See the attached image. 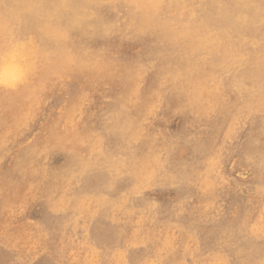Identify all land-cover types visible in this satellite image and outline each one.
<instances>
[{"label": "rangeland", "instance_id": "obj_1", "mask_svg": "<svg viewBox=\"0 0 264 264\" xmlns=\"http://www.w3.org/2000/svg\"><path fill=\"white\" fill-rule=\"evenodd\" d=\"M210 3L223 7L217 11L216 19L227 22L233 29L246 26V21L264 25V0H210ZM203 7L194 0H0L2 50L18 44L34 45L36 49L35 71L30 77L25 76L27 47L20 49L15 71L10 68L6 71L26 79L14 91L17 97L13 104L6 101L0 110H5L0 117V264H264V97L262 102L249 99L250 91L256 90L250 84H258L253 73L257 68L248 65L229 71L228 67L241 58H235L219 44L212 53L207 45L199 43V35L194 31L202 19ZM63 33L68 34L67 41L59 39ZM69 55L74 61L71 64ZM257 61L256 65L264 72V53ZM89 96L93 97L92 102ZM16 108L19 115L14 114L18 116L14 119L11 116ZM222 144L225 154L219 152ZM206 151L208 157L204 156ZM213 173L220 174L221 179Z\"/></svg>", "mask_w": 264, "mask_h": 264}, {"label": "bare ground", "instance_id": "obj_2", "mask_svg": "<svg viewBox=\"0 0 264 264\" xmlns=\"http://www.w3.org/2000/svg\"><path fill=\"white\" fill-rule=\"evenodd\" d=\"M196 3H198V4H203V11L202 12H200L201 14H203L202 15V19L201 20H199L198 22H197V24H196V27H195V31H194V33L195 34H197V35H199V43L200 44H204V45H207L209 48H210V50H211V52L213 53L215 50H216V45L217 44H219V45H221L222 47H224V48H226V49H228L229 51H231L232 53H233V55L235 56V58H241V60L240 61H236V63L233 65V66H231V67H228V70L229 71H234V70H238V69H242V68H246L248 65H252V66H254L255 68H257V69H255V71L253 72L254 73V75H255V80L257 81V83L258 84H256V83H253V84H250L251 86L252 85H255L254 86V88L256 89V90H252V91H250V95H251V97L252 98H249V99H251L252 101L254 100V101H256V102H262V100H263V97H264V72H262V68H261V66H257L256 64H258L259 63V61H257L258 59H259V56H260V54H262V53H264V25H259V24H255V23H252V22H249V21H246L245 23L247 24L246 26H243V27H240V28H238V29H233V28H231L230 27V25L227 23V22H225V21H218L217 19H216V14H217V11L219 10V9H221V8H223L222 6H220V5H218V6H215V5H213L212 3H210V0H194ZM121 5V4H120ZM112 7V6H111ZM110 7V8H111ZM113 8V7H112ZM123 8V7H122ZM164 8V7H163ZM123 10V9H122ZM130 11V10H129ZM118 12V11H117ZM126 12V11H125ZM113 14H115V13H113ZM116 15H117V13H116ZM106 16V15H105ZM119 16H121V15H119ZM124 16V15H123ZM128 16V15H127ZM108 17H110V16H108ZM245 17H246V19H247V15H245ZM264 17V16H263ZM108 19V18H107ZM114 19V18H113ZM116 20V19H115ZM114 20V21H115ZM118 20V19H117ZM135 20H137V19H135ZM138 20H139V18H138ZM137 20V21H138ZM107 21V20H106ZM119 21V20H118ZM111 22V21H110ZM122 22V21H121ZM157 22V21H156ZM125 23V22H124ZM136 23V22H135ZM134 23V24H135ZM139 23V22H138ZM111 26V25H110ZM116 26V25H115ZM158 26H160V25H158ZM112 27V26H111ZM110 27V28H111ZM117 27V26H116ZM123 27H125V25H123ZM120 28V27H119ZM125 29H126V27H125ZM134 29V28H133ZM132 29V30H133ZM31 30V29H30ZM87 30V29H86ZM93 30V29H92ZM103 30V29H102ZM101 30V31H102ZM94 31V30H93ZM92 31V32H93ZM99 31V30H98ZM121 31H122V29H121ZM150 31V30H149ZM77 32V31H76ZM87 32V31H86ZM90 32V31H89ZM112 32V31H111ZM132 31H130V33H131ZM189 32H191V31H189ZM81 33H83V32H81ZM96 33H97V31H96ZM96 33H94V35L96 34ZM125 33V32H124ZM128 33V32H127ZM158 33V32H157ZM161 33V32H160ZM77 34V33H76ZM118 35V34H117ZM117 35H115V36H117ZM146 35V34H145ZM96 36V35H95ZM110 36H111V33H110ZM115 36H113V37H115ZM156 36V35H155ZM83 37H85V36H83ZM130 37V36H129ZM150 37V36H149ZM119 38V37H118ZM125 38V37H124ZM87 39V38H86ZM94 39V38H93ZM123 39V38H122ZM121 39V40H122ZM129 39H131V38H129ZM99 40V39H98ZM101 40V39H100ZM111 40H112V38H111ZM110 40V41H111ZM157 40V39H156ZM75 41H76V39H75ZM89 41V40H88ZM103 41V40H102ZM109 41V42H110ZM119 41V40H118ZM122 41H125V40H122ZM166 41V40H165ZM164 41V42H165ZM8 42H9V40H8ZM74 42V41H73ZM79 42V41H78ZM101 42V41H100ZM125 42H127V41H125ZM129 42V41H128ZM137 42V41H136ZM91 43V42H90ZM90 43H89V45H90ZM106 43V42H105ZM104 43V44H105ZM111 43V42H110ZM109 43V44H110ZM119 43V42H118ZM117 43V44H118ZM246 43H247V45H246ZM1 44H3V43H1ZM84 44V43H83ZM93 44V43H92ZM91 44V45H92ZM100 44V43H99ZM98 44V45H99ZM124 44V43H123ZM155 44V43H154ZM74 45V44H73ZM76 45V44H75ZM82 45V44H81ZM80 45V46H81ZM88 45V46H89ZM103 45V44H102ZM112 45V44H111ZM110 45V46H111ZM115 45V44H114ZM127 45V44H126ZM153 45V44H152ZM157 45V44H156ZM67 46H68V44H67ZM87 46V45H86ZM94 45H92L91 47H93ZM96 46V45H95ZM138 46H140L139 44H138ZM73 47V46H72ZM75 47V46H74ZM100 46H98V48H99ZM126 47V46H125ZM141 47H143V45L141 46ZM158 47V46H157ZM78 48V47H77ZM101 48H102V46H101ZM104 48V47H103ZM102 48V49H103ZM165 48V47H164ZM54 49V48H53ZM76 49V48H75ZM96 49V48H95ZM105 49V48H104ZM130 49V48H129ZM146 49V48H145ZM167 49V48H166ZM74 50V49H73ZM100 50V49H99ZM108 50H109V48H108ZM107 50V51H108ZM141 50V49H140ZM139 50V51H140ZM0 51H2V47L0 46ZM79 51H81V50H79ZM98 51V50H97ZM102 51H104V50H102ZM118 51V50H117ZM120 51H121V49H120ZM143 51V50H142ZM155 51V50H154ZM160 51V50H159ZM72 52V51H71ZM76 52H77V50H76ZM99 52V51H98ZM110 52V51H109ZM81 53V52H80ZM89 54V53H88ZM94 54V53H93ZM106 54V53H105ZM108 54V53H107ZM118 54V53H117ZM134 54H136V53H134ZM147 54V53H146ZM145 54V55H146ZM153 54H154V52H153ZM81 55V54H80ZM100 55V54H99ZM109 55V54H108ZM139 55V54H138ZM137 55V56H138ZM149 55V54H148ZM152 55V54H151ZM209 55L210 56H212L210 53H209ZM90 56V55H89ZM102 56V55H101ZM109 56H111V55H109ZM170 56V55H169ZM114 57H116V56H114ZM114 57H113V59H114ZM40 58V57H39ZM105 58V57H104ZM137 58V57H136ZM135 58V59H136ZM146 58V57H145ZM152 58V57H151ZM150 58V59H151ZM164 58V57H163ZM45 59V58H44ZM52 59H53V57H52ZM112 59V60H113ZM117 59V58H116ZM81 60V59H80ZM139 60H141V58L139 59ZM160 60V59H159ZM254 60H256V61H254ZM82 61V60H81ZM85 61V60H84ZM102 61V60H101ZM105 61H107L106 59H105ZM110 61V60H109ZM119 61V60H118ZM148 61H150V60H148ZM154 61V60H153ZM167 61V60H166ZM79 62V61H78ZM122 62V61H121ZM137 63H138V61H136ZM157 62V61H156ZM37 63V62H36ZM109 63V62H108ZM119 64H120V61L118 62ZM134 63V62H133ZM142 63H144V62H142ZM154 63V62H153ZM165 63V62H164ZM168 63V62H167ZM166 63V64H167ZM117 64V63H116ZM146 64V63H145ZM150 64V63H149ZM148 64V66H150ZM161 64H162V61H161ZM169 64V63H168ZM17 65H18V58H16V59H14V60H12V61H10V62H7V63H5V62H3V60H0V110H2L3 108H4V106H6V101H9V104L8 105H10V103H11V105L13 104V100H15L16 99V97L17 96H15V95H13L14 94V91L18 88V86L19 85H22L23 84V82L25 81V79H26V77H24V78H16V74H11V73H9V74H7V69L8 68H10V71H15V68L17 67ZM124 65V64H123ZM129 65V64H128ZM131 65H133V64H131ZM147 65V64H146ZM153 65V64H152ZM163 65V64H162ZM162 65H161V67H162ZM40 66V65H39ZM114 66V65H113ZM120 66V65H119ZM126 66H127V64H126ZM166 66V65H165ZM171 66V65H170ZM41 67V66H40ZM118 67V66H117ZM123 67V66H122ZM134 67V66H133ZM132 67V68H133ZM144 67V66H143ZM249 67V66H248ZM113 68V67H112ZM127 68V67H126ZM154 68V67H153ZM157 68V67H156ZM119 69V68H118ZM163 69V68H162ZM174 69V68H173ZM172 69V70H173ZM126 69H124V71H125ZM131 70V69H130ZM149 70V69H148ZM165 70V69H164ZM164 70H162V71H164ZM118 71V70H117ZM142 71V70H141ZM146 71V70H145ZM170 71V70H169ZM140 72V71H139ZM158 72V71H157ZM174 72V71H173ZM103 73V72H102ZM121 73V72H120ZM125 73H126V71H125ZM124 73V74H125ZM133 73V72H132ZM143 73V72H142ZM146 73H147V71H146ZM105 74V73H104ZM116 74H118V73H116ZM115 74V75H116ZM122 74H123V72H122ZM157 74H159V72L157 73ZM182 74V73H181ZM180 74V75H181ZM73 74H71V75H69V76H72ZM76 75H77V73H76ZM84 75V74H83ZM112 75V74H111ZM90 75H88V77H89ZM118 76L120 77V75L118 74ZM123 76V75H122ZM196 76V75H195ZM73 77H75L74 75H73ZM143 77V76H142ZM156 77V76H155ZM171 77H173V75L171 76ZM82 78H84V77H82ZM141 78V77H140ZM71 79V78H70ZM85 79V78H84ZM88 79H90V78H88ZM113 79H115V78H113ZM160 79V78H159ZM158 79V80H159ZM172 79V78H171ZM54 80V79H53ZM74 80V79H73ZM123 80H124V78H123ZM143 80V79H142ZM157 80V81H158ZM91 81V80H90ZM119 81H121V80H119ZM139 81V80H138ZM150 81V80H149ZM177 81V80H176ZM75 82V81H74ZM79 82H80V80H79ZM84 82V81H83ZM87 82H88V80H87ZM92 82V81H91ZM99 82V81H98ZM169 82V81H168ZM208 82V81H207ZM106 83V82H105ZM109 83H111V82H109ZM121 84V82H118V84ZM150 83V82H149ZM50 84V83H49ZM53 84V83H52ZM55 84V83H54ZM88 84V83H87ZM100 84V83H99ZM139 84V83H138ZM142 84V83H141ZM173 84V83H172ZM101 85V84H100ZM99 85V86H100ZM109 85V84H108ZM107 85V86H108ZM137 85V84H136ZM221 85V84H220ZM80 86H82V85H80ZM87 86V85H86ZM85 86V87H86ZM89 86H91L90 84H89ZM94 86V85H93ZM95 86H97V85H95ZM151 86V85H150ZM110 87V86H109ZM108 87V88H109ZM141 87V86H140ZM168 87V86H167ZM166 87V88H167ZM107 88V87H106ZM111 88V87H110ZM148 88V87H147ZM185 88V87H184ZM90 89V88H89ZM123 89H124V86H123ZM150 89V88H149ZM149 89H147V90H149ZM82 90V89H81ZM126 90V89H125ZM124 90V91H125ZM156 90V89H155ZM169 90V89H168ZM227 90V89H226ZM78 91V90H77ZM91 91V90H90ZM136 91V90H135ZM163 91V90H162ZM172 91V90H171ZM195 91L196 92H198L199 90H198V88H196L195 89ZM40 92V91H39ZM65 92V91H64ZM85 92V91H84ZM112 92V91H111ZM148 92V91H147ZM165 92V91H164ZM179 92V91H178ZM224 93H225V91H223ZM227 92V91H226ZM228 92H229V90H228ZM227 92V93H228ZM234 92V91H233ZM82 93V92H81ZM80 93V94H81ZM120 93V92H119ZM141 93V92H140ZM181 93V92H180ZM237 93V92H236ZM45 95H46V93H44ZM43 94V95H44ZM63 94V93H62ZM85 94V93H84ZM106 94H108V93H106ZM136 94V93H135ZM182 94V93H181ZM212 94V93H211ZM44 95V96H45ZM51 95V94H50ZM61 95V94H60ZM136 95H138V94H136ZM203 95H204V93H203ZM49 96V95H48ZM52 96V95H51ZM50 96V97H51ZM105 96V95H104ZM141 96V95H140ZM159 96H160V94H159ZM165 96V95H164ZM226 96V95H225ZM102 97V96H101ZM168 97V96H167ZM167 97L165 98V99H167ZM218 97V96H217ZM220 97V96H219ZM219 97H218V99H219ZM230 97H231V95H230ZM44 98V97H43ZM89 98H90V96H89ZM91 98H93V97H91ZM91 98H90V100H91ZM141 98V97H140ZM140 98H139V100H140ZM154 98V97H153ZM160 98H162V97H160ZM174 98V97H173ZM216 98V97H215ZM239 98H241V97H239ZM48 99V98H47ZM84 99H85V97H84ZM136 99V98H135ZM181 99V98H180ZM183 99V98H182ZM210 99H211V96H210ZM234 99H236V98H234ZM53 100V99H52ZM66 100V99H65ZM77 99H75V101H76ZM81 100V99H80ZM83 100V99H82ZM117 100V99H116ZM154 100H155V98H154ZM213 100V99H212ZM217 100V99H216ZM250 100V101H251ZM48 101V100H47ZM72 101H74V100H72ZM85 101V100H84ZM89 101V100H88ZM101 101V100H100ZM107 101V100H106ZM115 101V100H114ZM161 101V100H160ZM181 101V100H180ZM185 101V100H184ZM215 101V100H214ZM230 101H232V100H230ZM234 101V100H233ZM249 101V100H248ZM249 101V102H250ZM91 102H92V100H91ZM141 102H142V100H141ZM159 102V101H158ZM241 102V101H240ZM49 103V102H48ZM83 103V102H82ZM99 103V102H98ZM119 103H121V102H119ZM132 103V102H131ZM163 103V102H162ZM212 103V102H211ZM219 103V102H218ZM251 103V102H250ZM67 104H69V102L67 103ZM72 104V103H71ZM70 104V105H71ZM111 104L112 103H110V107H111ZM118 104V103H117ZM156 104V103H155ZM227 104V103H226ZM54 105V104H53ZM76 105V104H75ZM168 105H169V103H168ZM167 105V106H168ZM206 105V104H205ZM233 105V104H232ZM40 106H42V104L40 105ZM132 106V105H131ZM159 106V105H158ZM166 106V107H167ZM176 106V105H175ZM180 106V105H179ZM221 106V105H220ZM234 106V105H233ZM46 107V106H45ZM57 107V106H56ZM66 107V106H65ZM68 107H70V106H68ZM87 107V106H86ZM106 107V106H105ZM141 107V106H140ZM162 107V106H161ZM223 107V106H222ZM245 107V106H244ZM12 106H11V110H12ZM74 108V107H73ZM78 108V107H77ZM108 108V107H107ZM106 108V109H107ZM129 108H131V107H129ZM165 108V107H164ZM217 108V107H216ZM40 109V108H39ZM62 109H63V105H62ZM97 109V108H96ZM169 109V108H168ZM174 109V108H173ZM182 109V107L180 108V110ZM230 109V108H229ZM234 109V108H233ZM243 109V108H242ZM10 110V111H11ZM65 110H66V108H65ZM111 110V109H110ZM121 110V109H120ZM164 110H166V109H164ZM185 110V109H184ZM187 110V109H186ZM220 110H221V108H220ZM4 111L5 110H3L2 112H0V117H2V115L4 114ZM55 111V110H54ZM68 111V110H67ZM66 111V112H67ZM73 111V110H72ZM79 111V110H78ZM88 111V110H87ZM134 111V110H133ZM167 111V110H166ZM179 111V110H178ZM253 111V110H252ZM39 112V111H38ZM38 112H37V114H38ZM56 112V111H55ZM84 112V111H83ZM108 112V111H107ZM121 112V111H120ZM156 112H157V110H156ZM162 112V111H161ZM177 112V111H176ZM182 112V111H181ZM184 112V111H183ZM187 112V111H186ZM185 112V113H186ZM193 112V111H192ZM231 112H232V110H231ZM240 112V111H239ZM97 113V112H96ZM99 113V112H98ZM104 113V112H103ZM132 113V112H131ZM158 113V112H157ZM5 114H6V112H5ZM14 114L15 115H19V113H18V109L16 108L13 112H12V115L13 116H11L12 118H14V119H17V117L18 116H14ZM32 114V113H31ZM53 114V113H52ZM66 114V113H65ZM78 114V113H77ZM173 114V113H172ZM254 114V113H253ZM252 114V115H253ZM186 115V114H185ZM237 115H239V114H237ZM98 116V115H97ZM148 116V115H147ZM162 116V115H161ZM211 116V115H210ZM228 116V115H227ZM244 116H245V114H244ZM39 117V116H38ZM154 117V116H153ZM218 117V116H217ZM228 117H230V116H228ZM238 117V116H237ZM258 117V116H257ZM55 118H57V117H55ZM54 118V119H55ZM66 118V117H65ZM150 117H148V119H149ZM156 118V117H155ZM163 118V117H162ZM207 119H208V117H206ZM219 118V117H218ZM217 118V119H218ZM3 119V118H2ZM39 119V118H38ZM161 119V118H160ZM189 119V118H188ZM187 119V120H188ZM197 119V118H196ZM205 119V118H204ZM229 119V118H228ZM244 119V118H243ZM152 120V119H151ZM199 120V119H198ZM240 120V119H239ZM246 119H244V121H245ZM249 120V119H248ZM31 121V120H30ZM62 121V120H61ZM101 121V120H100ZM146 121V120H145ZM154 121V120H153ZM163 121H165V120H163ZM218 121V120H217ZM237 121V120H236ZM241 121H242V119H241ZM243 121V122H244ZM32 122V121H31ZM54 122V121H53ZM93 122V121H92ZM111 122V121H110ZM177 122V121H176ZM189 122V121H188ZM193 122V121H192ZM214 122V121H213ZM256 122V121H255ZM260 122V121H259ZM38 123V122H37ZM75 123V122H74ZM95 123V122H94ZM106 123V122H105ZM147 123V122H146ZM159 123V122H158ZM210 123V122H209ZM208 123V124H209ZM225 123H227V122H225ZM76 124V123H75ZM81 124V123H80ZM101 124V123H100ZM145 124V123H144ZM201 124H202V122H201ZM249 124V123H248ZM52 125V124H51ZM142 125V124H141ZM152 125V124H151ZM154 125V124H153ZM183 125V124H182ZM222 125V124H221ZM227 125V124H226ZM239 125V124H238ZM258 125V124H257ZM27 126V125H26ZM29 126V125H28ZM38 126V125H37ZM69 126V125H68ZM71 126V125H70ZM94 126H96V125H94ZM99 126V125H98ZM107 126V125H106ZM110 126V125H109ZM143 126V125H142ZM156 126V125H155ZM187 126V125H186ZM185 126V127H186ZM190 126V125H189ZM213 126V125H212ZM236 126V125H235ZM261 126V125H260ZM33 127V126H32ZM45 127V126H44ZM48 127V126H47ZM78 127V126H77ZM84 127V126H83ZM89 127V126H88ZM108 127V126H107ZM208 127H210V126H208ZM232 127H233V125H232ZM240 127V126H239ZM26 128V127H25ZM40 128H43L42 126L40 127ZM49 128V127H48ZM153 128V127H152ZM192 128V127H191ZM218 129L220 128V127H217ZM224 128V127H223ZM247 128V127H246ZM249 128H250V126H249ZM264 128V127H263ZM66 129H68V128H66ZM72 129V128H71ZM102 129V128H101ZM147 129V128H146ZM168 129V128H167ZM194 129V128H193ZM195 129H196V127H195ZM199 129V128H198ZM201 129H203V128H201ZM207 129V128H206ZM205 129V130H206ZM211 129V128H210ZM233 129V128H232ZM36 130V129H35ZM43 130H45V129H43ZM50 130V129H49ZM62 130V129H61ZM79 130V129H78ZM81 130V129H80ZM172 130V129H171ZM183 130V129H182ZM181 130V131H182ZM186 130V129H185ZM188 130V129H187ZM190 130V129H189ZM200 130V129H199ZM212 130H213V128H212ZM230 130V129H229ZM228 130V131H229ZM235 130V129H234ZM233 130V131H234ZM244 130V129H243ZM20 131V130H19ZM31 131V130H30ZM46 131V130H45ZM85 131V130H84ZM97 131V130H96ZM144 131V130H143ZM152 132H153V130H151ZM150 131V132H151ZM184 131V130H183ZM202 131V130H201ZM247 131V130H246ZM42 132V131H41ZM55 132V131H54ZM62 132V131H61ZM105 132V131H104ZM116 132V131H115ZM165 132H166V130H165ZM173 132V131H172ZM175 132H178V131H175ZM191 132V131H190ZM193 132H196V131H193ZM205 132V131H204ZM28 133V132H27ZM43 133V132H42ZM48 133V132H47ZM46 133V134H47ZM56 133V132H55ZM58 133V132H57ZM60 133V132H59ZM16 134H17V132H16ZM44 134V133H43ZM81 134V133H80ZM102 134V133H101ZM106 134V133H105ZM143 134V133H142ZM155 134H157V133H155ZM158 134H160V133H158ZM188 134V133H187ZM192 134V133H191ZM195 134V133H194ZM206 134V133H205ZM111 135V134H110ZM172 135V134H171ZM235 135V134H234ZM252 135V134H251ZM261 135V134H260ZM17 136H19V135H17ZM16 136V137H17ZM159 136V135H158ZM163 136V135H162ZM188 136V135H187ZM210 136V135H209ZM215 136V135H214ZM218 136V135H217ZM245 136V135H244ZM8 137V136H7ZM25 137V136H24ZM38 137V136H37ZM50 137V136H49ZM70 137V136H69ZM100 137V136H99ZM171 137H173V136H171ZM212 137V136H211ZM235 137V136H234ZM256 137V136H255ZM257 137H258V135H257ZM256 137V138H257ZM52 138V137H51ZM96 138V137H95ZM108 138V137H107ZM111 138V137H110ZM127 138V137H126ZM147 138V137H146ZM164 138V137H163ZM168 138H169V135H168ZM174 138V137H173ZM197 138V137H196ZM17 139V138H16ZM47 139H48V137H47ZM105 139H106V137H105ZM116 139V138H115ZM141 139H142V137H141ZM153 139V138H152ZM157 139V138H156ZM186 139V138H185ZM189 139V138H188ZM197 139H199V138H197ZM235 139V138H234ZM259 139H261V138H259ZM10 140H12V139H10ZM46 140V139H45ZM44 140V141H45ZM52 140H53V138H52ZM182 140H184L183 138H182ZM203 140H204V137H203ZM215 140V139H214ZM255 140H257V139H255ZM254 140V141H255ZM35 141V140H34ZM84 141V140H83ZM177 141V140H176ZM199 141V140H198ZM242 141V140H241ZM13 142V141H12ZM19 142V141H18ZM51 142V141H50ZM110 142V141H109ZM112 142V141H111ZM139 142V141H138ZM145 142V141H144ZM243 142V141H242ZM53 143V142H52ZM55 143V142H54ZM96 143V142H95ZM143 143V142H142ZM167 143V142H166ZM177 143V142H176ZM185 143V142H184ZM198 143V142H197ZM201 143V142H200ZM244 143V142H243ZM261 143V142H260ZM259 143V144H260ZM30 144V143H29ZM41 144V143H40ZM49 144H51V143H49ZM168 144V143H167ZM179 144V143H178ZM177 144V145H178ZM250 144V143H249ZM254 144H255V142H254ZM258 144V143H257ZM15 145V144H14ZM13 145V146H14ZM34 145H36V142H35V144ZM34 145H33V147H34ZM88 145V144H87ZM138 145V144H137ZM168 145H170V143L168 144ZM180 145V144H179ZM200 145V144H199ZM202 145V144H201ZM204 145V144H203ZM202 145V146H203ZM38 146V145H37ZM40 146V145H39ZM148 146H150V145H148ZM181 146V145H180ZM191 146V145H190ZM197 146H198V144H197ZM237 146V145H236ZM239 146V145H238ZM244 146V145H243ZM242 146V147H243ZM27 147V146H26ZM41 147V146H40ZM112 147V146H111ZM175 147V146H174ZM178 147V146H177ZM219 147V146H218ZM246 147V146H245ZM255 147V146H254ZM12 148V147H11ZM116 148V147H115ZM164 148V147H163ZM162 148V151L164 150ZM171 148H173V147H171ZM189 148V147H188ZM212 147L210 146V148L209 149H211ZM248 148V147H247ZM8 149H10V148H8ZM43 149H44V147H43ZM48 149V148H47ZM85 149V148H84ZM160 149V148H159ZM239 149V148H238ZM253 149V148H252ZM256 149V148H255ZM263 149V148H262ZM12 150V149H11ZM215 150V149H214ZM218 150V149H217ZM237 150V149H236ZM242 150V149H241ZM240 150V151H241ZM244 150V149H243ZM84 151H86V150H83V152ZM152 150H150V152H151ZM170 151V150H169ZM175 151V150H174ZM173 151V152H174ZM216 151V150H215ZM224 151H225V146H224V144H222L221 145V148H220V150H219V152H223L224 153ZM234 151V150H233ZM245 151V150H244ZM243 151V152H244ZM252 151V150H251ZM257 151H258V149H257ZM21 151H19V153H20ZM26 152V151H25ZM24 152V153H25ZM54 152H55V150H54ZM114 152V151H113ZM133 152V151H132ZM156 152V151H155ZM164 152V151H163ZM162 152V153H163ZM177 152H178V150H177ZM188 152V151H187ZM217 152V151H216ZM23 153V152H22ZM35 153V152H34ZM49 153H50V151H49ZM144 153V152H143ZM152 153V152H151ZM161 153V152H160ZM175 153V152H174ZM180 153V152H179ZM184 153V152H183ZM197 153H199V152H197ZM212 153V152H211ZM215 153V152H214ZM1 154V153H0ZM13 154H14V152H13ZM21 154V153H20ZM55 154V153H54ZM137 154V153H136ZM145 154H147V153H145ZM178 154V153H177ZM181 154V153H180ZM225 154V153H224ZM233 154V153H232ZM50 155H52V153L50 154ZM50 155H48V156H50ZM58 155V154H57ZM130 155V154H129ZM167 155V154H166ZM176 155V154H175ZM179 155V154H178ZM177 155V156H178ZM210 154H209V152H204V156L205 157H208ZM250 155V154H249ZM3 156V155H2ZM16 156H18V155H16ZM44 156V155H43ZM53 156V155H52ZM122 156H124V155H122ZM137 156V155H136ZM143 156V155H142ZM151 156V155H150ZM7 157V156H6ZM15 157V156H14ZM13 157V158H14ZM23 157V156H22ZM116 157V156H115ZM143 157H145V156H143ZM218 157V156H217ZM239 157V156H238ZM244 157V156H243ZM253 157V156H252ZM32 158H34V157H32ZM42 158V157H41ZM157 158H158V156H157ZM184 158V157H183ZM219 159L221 158V157H218ZM230 158V157H229ZM228 158V159H229ZM251 158V157H250ZM6 159V158H5ZM44 159V158H43ZM187 159V158H186ZM238 159V158H237ZM241 159V158H240ZM245 159H247V158H245ZM244 159V160H245ZM13 160V159H12ZM34 160V159H33ZM50 160V159H49ZM163 160V159H162ZM173 160V159H172ZM178 160V159H177ZM181 160V159H180ZM195 160V159H194ZM248 160V159H247ZM254 160V159H253ZM4 161V160H3ZM61 161H62V159H61ZM187 161V160H186ZM218 161V160H217ZM262 161V160H261ZM33 162V161H32ZM40 162V161H39ZM46 162V161H45ZM200 162V161H199ZM216 161H214L213 163H215ZM237 162V161H236ZM241 162H243V161H241ZM248 162V161H247ZM12 163V162H11ZM43 163V162H42ZM63 163V162H62ZM152 163H153V161H152ZM168 163V162H167ZM187 163V162H186ZM189 163V162H188ZM202 163V162H201ZM37 164H39V163H37ZM156 164V163H155ZM243 164V163H242ZM250 164V163H249ZM150 165V164H149ZM160 165V164H159ZM188 165V164H187ZM230 165V164H229ZM253 165H255V164H253ZM252 165V166H253ZM32 166H33V163H32ZM36 166V165H35ZM43 166V165H42ZM51 166V165H50ZM60 166V165H59ZM58 166V167H59ZM75 166H77V164L75 165ZM204 166H206V165H204ZM217 166V165H216ZM234 166V165H233ZM244 166H246V165H244ZM34 167V166H33ZM46 166H44L43 168H45ZM48 167V166H47ZM161 167V166H160ZM184 167V166H183ZM215 167V166H214ZM247 167V166H246ZM5 168H6V166H5ZM35 168V167H34ZM33 168V169H34ZM39 168V167H38ZM57 168V167H56ZM151 168V167H150ZM169 168V167H168ZM188 168H190L189 166H188ZM200 168V167H199ZM213 168V167H212ZM242 168H244V167H242ZM251 168V167H250ZM0 169H1V167H0ZM3 169V168H2ZM31 169V168H30ZM32 169V170H33ZM48 169V168H47ZM232 169V168H231ZM234 169V168H233ZM236 169V168H235ZM238 169V168H237ZM264 169V168H263ZM10 170V169H9ZM8 170V171H9ZM43 170V169H42ZM69 170V169H68ZM161 170V169H160ZM170 170V169H169ZM179 170V169H178ZM192 170V169H191ZM213 170V169H212ZM243 170V169H242ZM2 171V170H1ZM7 171V172H8ZM27 171H28V168H27ZM31 171V170H30ZM34 171V170H33ZM62 171V170H61ZM60 171V172H61ZM172 171V170H171ZM183 171V170H182ZM208 171V170H207ZM216 171V170H215ZM223 171V170H222ZM264 171V170H263ZM2 172H4V171H2ZM6 172V171H5ZM29 172V171H28ZM44 172H45V169H44ZM53 172V171H52ZM161 172V171H160ZM192 172V171H191ZM236 172V171H235ZM260 172V171H259ZM10 173H11V171H10ZM31 173V172H30ZM71 173V172H70ZM94 173V172H93ZM194 173V172H193ZM198 173V172H197ZM210 173H211V171H210ZM262 173V172H261ZM29 174V173H28ZM46 174V173H45ZM48 174H49V172H48ZM159 174V173H158ZM214 174V177H216L218 180H220L221 179V177H220V174H218V173H213ZM1 175V174H0ZM4 175V174H3ZM11 175V174H10ZM34 175V174H33ZM37 175V174H36ZM35 175V176H36ZM44 175V174H43ZM53 175V174H52ZM263 175V174H262ZM51 176V175H50ZM75 176V175H74ZM77 176H80V174L79 175H77ZM86 176V175H85ZM161 176V175H160ZM224 176V175H223ZM2 177V176H1ZM1 177H0V180H1ZM33 177V176H32ZM38 177V176H37ZM36 177V178H37ZM92 177V176H91ZM157 177H158V175H157ZM187 177V176H186ZM188 177H190L189 175H188ZM195 177V176H194ZM232 177V176H231ZM34 178V177H33ZM46 178V177H45ZM89 178V177H88ZM94 178V177H93ZM154 178V177H153ZM235 178V177H234ZM74 179V178H73ZM186 179V178H185ZM210 179V178H209ZM228 179V178H227ZM7 180V179H6ZM47 180V179H46ZM45 180V181H46ZM57 180H60V179H57ZM63 180V179H62ZM66 180V179H65ZM64 180V181H65ZM69 180V179H68ZM89 180V179H88ZM87 180V181H88ZM158 180V179H157ZM187 180V179H186ZM229 180V179H228ZM52 181V180H51ZM92 181V180H91ZM95 181V180H94ZM145 181V180H144ZM167 181V180H166ZM245 181V180H244ZM250 181V180H249ZM5 182V181H4ZM4 182H2V183H4ZM39 182H41V181H39ZM48 182V181H47ZM45 183V185L46 184H48V183ZM78 182V181H77ZM172 182V181H171ZM240 182H242V181H240ZM248 182V181H247ZM1 183V182H0ZM7 183H8V181H7ZM6 183V184H7ZM67 183V182H66ZM72 183V182H71ZM154 183V182H153ZM182 183V182H181ZM184 183V182H183ZM188 183H190L189 181H188ZM256 183V182H255ZM40 184V183H39ZM54 184V183H53ZM64 184V183H63ZM84 184H85V182H84ZM144 184V183H143ZM155 184V183H154ZM153 184V185H154ZM172 184H173V182H172ZM238 184V183H237ZM250 184V183H249ZM259 184V183H258ZM264 184V183H263ZM263 184H262V186H263ZM2 185V184H1ZM0 185V186H1ZM43 185H44V182H43ZM64 185H66V184H64ZM95 185V184H94ZM118 185V184H117ZM121 185V184H120ZM119 185V186H120ZM186 185V184H185ZM188 185V184H187ZM186 185V186H187ZM257 185V184H256ZM9 186V185H8ZM36 186V185H35ZM41 186V185H40ZM84 186H86V185H84ZM119 186H117V187H119ZM128 186V185H127ZM130 186V185H129ZM178 186V185H177ZM216 186V185H215ZM237 186V185H236ZM239 186H242V185H239ZM261 186V185H260ZM260 186H258L259 188H260ZM22 187V186H21ZM68 187V186H67ZM75 187V186H74ZM87 187V186H86ZM89 187H91V186H89ZM107 187V186H106ZM154 187V186H153ZM171 187V186H170ZM194 187H196V186H194ZM243 187V186H242ZM241 187V188H242ZM8 188V187H7ZM10 188H11V186H10ZM32 188V187H31ZM30 188V189H31ZM37 188V187H36ZM62 188H64V186L62 187ZM69 188V187H68ZM99 188V187H98ZM126 188V187H125ZM128 188V187H127ZM173 188V187H172ZM176 188V187H175ZM174 188V189H175ZM178 188V187H177ZM176 188V189H177ZM264 188V187H263ZM72 189V188H71ZM82 189V188H81ZM135 189V188H134ZM140 189V188H139ZM165 189V188H164ZM175 189V190H176ZM3 190H4V187H3ZM12 190V189H11ZM37 190V189H36ZM45 190V189H44ZM43 190V191H44ZM64 190V189H63ZM73 190V189H72ZM74 190H75V188H74ZM114 190H115V188H114ZM118 190V189H117ZM124 190V189H123ZM126 190V189H125ZM138 190V189H137ZM152 190V189H151ZM166 190V189H165ZM191 190V189H190ZM71 191V190H70ZM83 191V190H82ZM88 191V190H87ZM177 191H178V189H177ZM264 191V190H263ZM53 192V191H52ZM58 192V191H57ZM73 192V191H72ZM71 192V193H72ZM98 192V191H97ZM130 192V191H129ZM132 192H134V191H132ZM188 192V191H187ZM197 192H198V190H197ZM215 192V191H214ZM252 192V191H251ZM259 192V191H258ZM1 193H3V191H1ZM28 193V192H27ZM39 193V192H38ZM41 193V192H40ZM65 193V192H64ZM95 193V192H94ZM93 193V194H94ZM128 193V192H127ZM200 193V192H199ZM44 194V193H43ZM57 194V193H56ZM126 194V193H125ZM138 194V193H137ZM156 194V193H155ZM179 194V193H178ZM188 194V193H187ZM187 194H186V196H187ZM192 194V193H191ZM198 194V193H197ZM33 195V194H32ZM39 195V194H38ZM66 195V194H65ZM108 195V194H107ZM113 195V194H112ZM143 195V194H142ZM260 195V194H259ZM2 196H4V195H2ZM57 196V195H56ZM122 196H123V194H122ZM126 197H127V194L125 195ZM185 196V197H186ZM189 196V195H188ZM216 196V195H215ZM256 196V195H255ZM113 197V196H112ZM149 197V196H148ZM147 197V198H148ZM152 197V196H151ZM168 197V196H167ZM177 197V196H176ZM243 197V196H242ZM259 197V196H258ZM26 198V197H25ZM31 198V197H30ZM29 198V200L30 201H32L31 199ZM68 198V197H67ZM124 198V197H123ZM153 198V197H152ZM173 198V197H172ZM190 197H188V199H189ZM211 198V197H210ZM236 198V197H235ZM234 198V199H235ZM64 199V198H63ZM107 199H109V198H107ZM132 199V198H131ZM175 199V198H174ZM263 199V198H262ZM25 200V199H24ZM27 200V199H26ZM88 200V199H87ZM114 200V199H113ZM130 200V199H129ZM187 200V199H186ZM191 200V199H190ZM189 200V201H190ZM39 201H41V200H39ZM51 201H52V199H51ZM73 201H74V199H73ZM115 201V200H114ZM121 201V200H120ZM155 201V200H154ZM239 201V200H238ZM248 201V200H247ZM259 201V200H258ZM17 202V201H16ZM24 202V201H23ZM36 202H37V200H36ZM35 202V203H36ZM68 202H70V201H68ZM161 202V201H160ZM186 202V201H185ZM188 202V201H187ZM199 202V201H198ZM252 202V201H251ZM261 202H262V200H261ZM20 203H21V201H20ZM86 203V202H85ZM183 203V202H182ZM215 203V202H214ZM241 203V202H240ZM26 204V203H25ZM24 204V205H25ZM30 204V203H29ZM37 204V203H36ZM43 204V203H42ZM66 204V203H65ZM73 204V203H72ZM96 204V203H95ZM94 204V205H95ZM117 204H118V202H117ZM120 204V203H119ZM187 204V203H186ZM237 204V203H236ZM246 204V203H245ZM244 204V205H245ZM250 204V203H249ZM253 204V203H252ZM23 205V206H24ZM64 205V204H63ZM88 205H89V203H88ZM93 205V204H92ZM179 205V204H178ZM199 206H200V204H198ZM25 206H28V205H25ZM24 206V207H25ZM39 206V205H38ZM57 206V205H56ZM59 206H60V204H59ZM122 206V205H121ZM161 206V205H160ZM168 206V205H167ZM208 206H210V205H208ZM15 207V206H14ZM44 207V206H43ZM93 207V206H92ZM106 207V206H105ZM63 208V207H62ZM102 208V207H101ZM104 208V207H103ZM209 208V207H208ZM207 208V209H208ZM229 208V207H228ZM17 209V208H16ZM22 209V208H21ZM70 209V208H69ZM100 209V208H99ZM158 209V208H157ZM166 209V208H165ZM203 209V208H202ZM201 209V210H202ZM263 209V208H262ZM27 210V209H26ZM88 210V209H87ZM118 210V209H117ZM212 210V209H211ZM230 210V209H229ZM251 210H252V208H251ZM264 210V209H263ZM21 211H23V210H21ZM47 211V210H46ZM55 211V210H54ZM90 212H91V210H89ZM118 211H120V210H118ZM139 211V210H138ZM152 211V210H151ZM161 211V210H160ZM177 211H178V209H177ZM180 211H181V209H180ZM184 211H186V210H184ZM183 211V212H184ZM206 211V210H205ZM220 212H221V209L219 210ZM253 211V210H252ZM260 211V210H259ZM10 212V211H9ZM14 212V211H13ZM35 212V211H34ZM37 212V211H36ZM40 212H42V211H40ZM45 212V211H44ZM51 212H52V210H51ZM117 212V211H116ZM115 212V213H116ZM120 212H122V211H120ZM135 212V211H134ZM146 212V211H145ZM157 212V211H156ZM163 212V211H162ZM170 212V211H169ZM168 212V213H169ZM191 212H192V210H191ZM261 212V211H260ZM259 212V213H260ZM11 213V212H10ZM38 213V212H37ZM61 213V212H60ZM84 213H86V212H84ZM117 213H119V212H117ZM125 213V212H124ZM124 213H122V214H124ZM147 213V212H146ZM150 213V212H149ZM177 213V212H176ZM200 213H202V212H200ZM199 213V214H200ZM213 213V212H212ZM48 214L50 215V213L48 212ZM52 214V213H51ZM57 214H59V213H57ZM88 214V213H87ZM99 214V213H98ZM103 214V213H102ZM121 214V215H122ZM198 214V213H197ZM37 215V214H36ZM40 215V214H39ZM84 215V214H83ZM107 215V214H106ZM110 215V214H109ZM145 215V214H144ZM177 215V214H176ZM175 215V216H176ZM179 215V214H178ZM182 215V214H181ZM193 215H194V213H193ZM201 215V214H200ZM13 216V215H12ZM25 216V215H24ZM35 216V215H34ZM87 216V215H86ZM96 216V215H95ZM129 216H130V214H129ZM137 216V215H136ZM141 216V215H140ZM153 216V215H152ZM215 216V215H214ZM223 216V215H222ZM261 216V215H260ZM263 216V215H262ZM19 217V216H18ZM81 217V216H80ZM79 217V218H80ZM84 217V216H83ZM90 218H91V215L89 216ZM99 217V216H98ZM114 217V216H113ZM122 217V216H121ZM128 217V216H127ZM143 217V216H142ZM141 217V218H142ZM151 217V216H150ZM189 217V216H188ZM195 217H197V216H195ZM207 217H208V215H207ZM213 217V216H212ZM226 217V216H225ZM11 218V217H10ZM15 218V217H14ZM109 218V217H108ZM117 218V217H116ZM156 218V217H155ZM159 218V217H158ZM183 218V217H182ZM223 218V217H222ZM228 218V217H227ZM242 218H243V216H242ZM32 219V218H31ZM50 219V218H49ZM81 219V218H80ZM112 219V218H111ZM130 219V218H129ZM137 219V218H136ZM151 219V218H150ZM194 219H197V218H194ZM211 219V218H210ZM13 221H14V219H12ZM90 220V219H89ZM110 220V219H109ZM117 220H118V218H117ZM124 220H126V219H124ZM140 220V219H139ZM205 220V219H204ZM222 220V219H221ZM228 220V219H227ZM257 220V219H256ZM50 221V220H49ZM48 221V222H49ZM82 221V220H81ZM86 221V220H85ZM93 221V220H92ZM111 221V220H110ZM131 221V220H130ZM130 221H128L129 223H130ZM135 221V220H134ZM137 221V220H136ZM190 221V220H189ZM195 221H197V220H195ZM219 221V220H218ZM261 221H263V220H261ZM15 222V221H14ZM14 222H13V224H14ZM38 222V221H37ZM66 222V221H65ZM68 222V221H67ZM72 222V221H71ZM107 222V221H106ZM124 222V221H123ZM127 222V221H126ZM132 222V221H131ZM161 222V221H160ZM182 222V221H181ZM191 222V221H190ZM211 222H212V220H211ZM260 222V221H259ZM16 223V222H15ZM58 223H60V222H58ZM69 223V222H68ZM68 223H66V224H68ZM94 223V222H93ZM156 223V222H155ZM198 222H196V224H197ZM215 223V222H214ZM264 223V222H263ZM263 223H260L261 225L263 224ZM37 224V223H36ZM47 224V223H46ZM103 224H104V222H103ZM110 224V223H109ZM171 225H172V223H170ZM169 224V225H170ZM176 224H177V222H176ZM198 224H200V223H198ZM206 224V223H205ZM216 224V223H215ZM219 224V223H218ZM257 224V223H256ZM32 225V224H31ZM34 225V227H35V224H33ZM73 225V224H72ZM87 225V224H86ZM89 225V224H88ZM91 225V224H90ZM98 225V224H97ZM101 225V224H100ZM107 225V224H106ZM121 225V224H120ZM130 225V224H129ZM135 225V224H134ZM162 225H164V224H162ZM168 225V224H167ZM166 225V226H167ZM168 225V226H169ZM180 225V224H179ZM220 225V224H219ZM225 225V224H224ZM17 226V225H16ZM26 226V225H25ZM48 226V225H47ZM66 226V225H65ZM65 226H64V228H65ZM68 226L69 225H67V229H68ZM74 226H77V224L76 225H74ZM83 226V225H82ZM110 226V225H109ZM122 226H123V223H122ZM174 226V225H173ZM183 227H184V225H182ZM190 226V225H189ZM200 226V225H199ZM214 226V225H213ZM223 226V225H222ZM27 227V226H26ZM32 227V226H31ZM30 227V228H31ZM56 227V226H55ZM60 227V226H59ZM70 227V226H69ZM88 227V226H87ZM92 227V226H91ZM164 227V226H163ZM181 227V226H180ZM226 227H227V225H226ZM10 228V227H9ZM13 228V227H12ZM37 228V227H36ZM39 228V227H38ZM53 228V227H52ZM61 228H63V227H61ZM71 228H72V226H71ZM71 228L69 229V230H71ZM77 228V227H76ZM101 228H103L102 226H101ZM135 228V227H134ZM178 228V227H177ZM187 228H188V226H187ZM202 228V227H201ZM14 229V228H13ZM12 229V230H13ZM55 229V228H54ZM60 229V228H59ZM83 229V228H82ZM91 229V228H90ZM89 229V230H90ZM104 229V228H103ZM114 229V228H113ZM112 229V230H113ZM208 229V228H207ZM224 229V228H223ZM263 229V228H262ZM8 230V229H7ZM72 230H73V228H72ZM102 230V229H101ZM101 230H99V231H101ZM111 230V229H110ZM152 230V229H151ZM166 229H164V231H165ZM172 230V229H171ZM181 230V229H180ZM188 230V229H187ZM186 230V231H187ZM197 230V229H196ZM201 230V229H200ZM28 231V230H27ZM40 231H41V229H40ZM47 231V230H46ZM45 231V232H46ZM50 231V230H49ZM61 231V230H60ZM62 231H63V229H62ZM66 231V230H65ZM65 231H64V234H65ZM73 231H76V230H73ZM96 231V230H95ZM116 231V230H115ZM167 231V230H166ZM174 232H175V230H173ZM183 231H185V230H183ZM182 231V232H183ZM190 231V230H189ZM205 231H206V229H205ZM253 231H255V230H253ZM13 232V231H12ZM15 232V231H14ZM13 232V233H14ZM42 232V231H41ZM54 232V231H53ZM92 232V231H91ZM168 232V231H167ZM195 232H197V231H195ZM194 232V233H195ZM204 232V231H203ZM229 232V231H228ZM239 232V231H238ZM243 232V231H242ZM263 231H261L260 232V234L262 233ZM9 233V232H8ZM16 233V232H15ZM29 233V232H28ZM99 233V232H98ZM154 233V232H153ZM181 233V232H180ZM186 233V232H185ZM188 233V232H187ZM191 233V232H190ZM189 233V234H190ZM193 233V234H194ZM201 233V232H200ZM199 233V234H200ZM209 233V232H208ZM225 233V232H224ZM6 234V233H5ZM48 234V233H47ZM51 234V233H50ZM61 234H63V233H61ZM72 234V233H71ZM85 234V233H84ZM100 234V233H99ZM113 234H115V233H113ZM125 234H126V232H125ZM143 234V233H142ZM156 234H158V233H156ZM229 234V233H228ZM239 234H240V232H239ZM243 234H245V233H243ZM28 235V234H27ZM31 235V234H30ZM33 235V234H32ZM60 235V234H59ZM73 235V234H72ZM83 235V234H82ZM94 235V234H93ZM98 235V234H97ZM102 235V234H101ZM127 235V234H126ZM136 235V234H135ZM153 235V234H152ZM161 235V234H160ZM162 235H163V233H162ZM179 235V234H178ZM195 235V234H194ZM193 235V236H194ZM252 235V234H251ZM255 235V234H254ZM264 235V234H263ZM58 236V235H57ZM69 236V235H68ZM89 236H90V234H89ZM119 236V235H118ZM159 236V235H158ZM2 237H4V236H2ZM6 237V236H5ZM4 237V238H5ZM41 237V236H40ZM39 237V238H40ZM45 237V236H44ZM66 237V236H65ZM71 237V236H70ZM81 237V236H80ZM83 237V236H82ZM113 237V236H112ZM152 237V236H151ZM154 237V236H153ZM205 237H207V236H205ZM64 238V237H63ZM74 238V237H73ZM91 238V237H90ZM96 238V237H95ZM111 238V237H110ZM183 238V237H182ZM186 238V237H185ZM190 238V237H189ZM201 238V237H200ZM204 238V237H203ZM246 238V237H245ZM248 238V237H247ZM1 239V238H0ZM9 239H10V237H9ZM42 239H44V238H42ZM59 239H60V237H59ZM66 239V238H65ZM64 239V240H65ZM89 239V238H88ZM94 239V238H93ZM179 239V238H178ZM191 239V238H190ZM198 239V238H197ZM33 240V239H32ZM87 240V239H86ZM113 240V239H112ZM117 240V239H116ZM130 240V239H129ZM171 240V239H170ZM173 240V239H172ZM193 240H195L194 238H193ZM200 240V239H199ZM51 241V240H50ZM55 241H56V239H55ZM59 241H61V240H59ZM59 241H57V242H59ZM68 241V240H67ZM71 241H72V238H71ZM79 241V240H78ZM121 241H122V239H121ZM183 241H184V238H183ZM198 241V240H197ZM196 241V242H197ZM251 241V240H250ZM53 242V241H52ZM65 242V241H64ZM74 242V241H73ZM85 242V241H84ZM92 242V241H91ZM125 242V241H124ZM151 242V241H150ZM176 242V241H175ZM193 242V241H192ZM240 242V241H239ZM238 242V243H239ZM248 242V241H247ZM34 243V242H33ZM36 243V242H35ZM47 243H50V242H47ZM61 243H63V242H61ZM71 243V242H70ZM86 243V242H85ZM100 243V242H99ZM121 243V242H120ZM131 243V242H130ZM133 243V242H132ZM142 243V242H141ZM178 243V242H177ZM190 243V242H189ZM64 244V243H63ZM66 244V243H65ZM136 244V243H135ZM184 244V243H183ZM45 245V244H44ZM61 245V247H62V244H60ZM82 245V244H81ZM99 245V244H98ZM107 245V244H106ZM113 245V244H112ZM117 245V244H116ZM119 245H121V244H119ZM118 245V246H119ZM175 245V244H174ZM179 245V244H178ZM182 245V244H181ZM0 246H2V245H0ZM17 246V245H16ZM33 246V245H32ZM39 246V245H38ZM49 246V245H48ZM52 246V245H51ZM68 246V245H67ZM87 246V245H86ZM85 246V247H86ZM95 246V245H94ZM101 246V245H100ZM132 246V245H131ZM180 246V245H179ZM206 246V245H205ZM66 247V246H65ZM64 247V248H65ZM70 247V246H69ZM74 247V246H73ZM107 247V246H106ZM141 247V246H140ZM192 247V246H191ZM198 247V246H197ZM11 248V247H10ZM31 248V247H30ZM48 248V247H47ZM58 248V247H57ZM76 248V247H75ZM91 248V247H90ZM102 248H103V246H102ZM124 248H125V246H124ZM139 248V247H138ZM144 248V247H143ZM169 248V247H168ZM167 248V249H168ZM177 248V247H176ZM216 248V247H215ZM1 249H2V247H1ZM4 249V248H3ZM7 249V248H6ZM66 249V248H65ZM64 249V250H65ZM94 249V248H93ZM107 249V248H106ZM142 249V248H141ZM163 249V248H162ZM172 249V248H171ZM187 249V248H186ZM195 249V248H194ZM219 249V248H218ZM249 249V248H248ZM33 250H35V249H33ZM37 250V249H36ZM41 250H43V249H41ZM61 250H63L62 248H61ZM61 250H57V251H61ZM68 250V249H67ZM74 250V249H73ZM79 250V249H78ZM104 250V249H103ZM102 250V251H103ZM113 250L115 251V249L113 248ZM130 250V249H129ZM173 250V249H172ZM221 250V249H220ZM225 250V249H224ZM30 251V250H29ZM44 251V250H43ZM52 251V250H51ZM56 251V252H57ZM69 251V250H68ZM81 251V250H80ZM112 251V250H111ZM122 251V250H121ZM138 251V250H137ZM153 251V250H152ZM165 251H167V250H165ZM164 251V252H165ZM171 251V250H170ZM191 251V250H190ZM5 252V251H4ZM75 252V251H74ZM77 252V251H76ZM108 252V251H107ZM106 252V253H107ZM124 252V251H123ZM131 252V251H130ZM133 252V251H132ZM136 252V251H135ZM172 252V251H171ZM189 252V251H188ZM206 252V251H205ZM218 252V251H217ZM1 253V252H0ZM12 253V252H11ZM47 253V252H46ZM93 253V252H92ZM97 253V252H96ZM98 253H100V252H98ZM105 253V254H106ZM127 253V252H126ZM150 253V252H149ZM160 253V252H159ZM16 254V253H15ZM51 254V253H50ZM60 254H61V252H60ZM63 254V253H62ZM61 254V255H62ZM68 254V253H67ZM78 254V253H77ZM86 254V253H85ZM90 254V253H89ZM138 254V253H137ZM170 254H172V253H170ZM187 254V253H186ZM35 255V254H34ZM52 255V254H51ZM60 255V256H61ZM64 255L65 254H63V257H64ZM93 255H95V254H93ZM112 255H114V254H112ZM127 255V254H126ZM155 255V254H154ZM184 255H185V253H184ZM193 255H194V252H193ZM209 255V254H208ZM223 255V254H222ZM23 256V255H22ZM68 256V255H67ZM83 256H85V255H83ZM118 256V255H117ZM125 256V255H124ZM129 256V255H128ZM138 256V255H137ZM149 256V255H148ZM147 256V257H148ZM165 256V255H164ZM189 256V255H188ZM187 256V257H188ZM205 256H207V255H204V257ZM230 256V255H229ZM25 257V256H24ZM33 257V256H32ZM49 257V256H48ZM47 257V258H48ZM133 257V256H132ZM159 257H160V255H159ZM226 257V256H225ZM10 258V257H9ZM16 258V257H15ZM14 258V259H15ZM17 258L19 259V257H18V255H17ZM16 258V259H17ZM22 258V257H21ZM51 258V257H50ZM61 258H62V256H61ZM106 258V257H105ZM111 258V257H110ZM123 258V257H122ZM156 258V257H155ZM168 258V257H167ZM189 258V257H188ZM190 258H191V256H190ZM223 258V257H222ZM229 258V257H228ZM93 259V258H92ZM102 259V258H101ZM148 259V258H147ZM152 259V258H151ZM159 259V258H158ZM157 259V260H158ZM166 259V258H165ZM169 259V258H168ZM206 259V258H205ZM215 259V258H214ZM52 260V259H51ZM50 260V261H51ZM63 260V259H62ZM70 260V259H69ZM71 260H73V259H71ZM75 260V259H74ZM149 260V259H148ZM156 260V261H157ZM163 260V259H162ZM192 260V259H191ZM201 260V259H200ZM209 260V259H208ZM231 260V259H230ZM68 261V260H67ZM151 261V260H150ZM216 262H217V259L215 260ZM214 261V262H215ZM218 261H219V259H218ZM33 262V261H32ZM73 262V261H72ZM79 262V261H78ZM101 262V261H100ZM111 262V261H110ZM158 262H160V261H158ZM186 262H190V261H186ZM209 262H210V260H209ZM221 262V261H220ZM219 262V263H220ZM228 262V261H227ZM230 262V261H229ZM235 262V261H234ZM8 263V262H7ZM6 263V264H7ZM31 263V262H30ZM87 263V262H86ZM107 263V262H106ZM108 263H109V260H108ZM115 263V262H114ZM141 263V262H140ZM146 263H147V261H146ZM154 263V262H153ZM223 263V262H222ZM225 263V262H224ZM9 264V263H8ZM78 264V263H77ZM88 264H90L89 262H88ZM95 264V263H94ZM103 264V263H102ZM111 264V263H110ZM177 264V263H176ZM186 264V263H185ZM212 264V263H211ZM235 264V263H234Z\"/></svg>", "mask_w": 264, "mask_h": 264}, {"label": "clouds", "instance_id": "obj_3", "mask_svg": "<svg viewBox=\"0 0 264 264\" xmlns=\"http://www.w3.org/2000/svg\"><path fill=\"white\" fill-rule=\"evenodd\" d=\"M68 38L69 37H68L67 33H63L59 37V39H63L65 41H67ZM26 47L28 48V51L24 57L27 60V63L25 65V76L30 77L33 74V72L35 71L33 58L35 56L36 49H35L34 45L18 44V45L13 46L11 49L2 50V51H0V60H3V62H5V63L10 62V61L20 57L21 56L20 49H23ZM68 59H69V64L74 62L71 55H69Z\"/></svg>", "mask_w": 264, "mask_h": 264}]
</instances>
